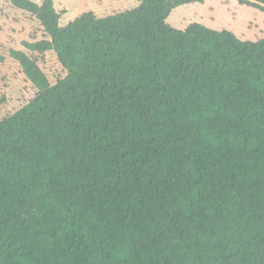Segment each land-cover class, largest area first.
<instances>
[{"label":"trees","instance_id":"obj_1","mask_svg":"<svg viewBox=\"0 0 264 264\" xmlns=\"http://www.w3.org/2000/svg\"><path fill=\"white\" fill-rule=\"evenodd\" d=\"M9 1L37 28L0 44L34 90L0 117V264H264V38L168 23L205 0Z\"/></svg>","mask_w":264,"mask_h":264},{"label":"rangeland","instance_id":"obj_2","mask_svg":"<svg viewBox=\"0 0 264 264\" xmlns=\"http://www.w3.org/2000/svg\"><path fill=\"white\" fill-rule=\"evenodd\" d=\"M69 12L63 18L68 23L75 15L94 11L99 17L129 10L137 5L133 0H57ZM198 21L215 29H229L244 40L264 38V12L254 3L242 4L239 0H205L204 4H191L177 8L168 23L184 29L191 22ZM37 23L31 22L28 15L13 7L9 0H0V44L8 51L20 46L23 39L35 33ZM6 64L0 70V117L17 109L24 99L34 93L23 82L18 68L6 54ZM49 66L56 70L54 58H49ZM1 78H4L1 80Z\"/></svg>","mask_w":264,"mask_h":264}]
</instances>
